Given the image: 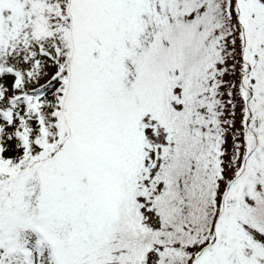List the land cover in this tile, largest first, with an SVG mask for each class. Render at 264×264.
<instances>
[{
	"label": "snow or ice",
	"instance_id": "snow-or-ice-1",
	"mask_svg": "<svg viewBox=\"0 0 264 264\" xmlns=\"http://www.w3.org/2000/svg\"><path fill=\"white\" fill-rule=\"evenodd\" d=\"M0 264H264V0H0Z\"/></svg>",
	"mask_w": 264,
	"mask_h": 264
}]
</instances>
